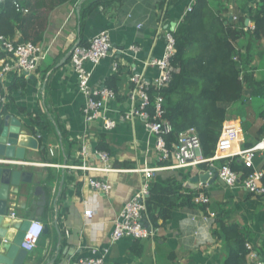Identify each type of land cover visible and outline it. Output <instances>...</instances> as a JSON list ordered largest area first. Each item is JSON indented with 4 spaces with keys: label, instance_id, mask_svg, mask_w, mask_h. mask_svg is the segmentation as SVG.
I'll return each mask as SVG.
<instances>
[{
    "label": "crops",
    "instance_id": "crops-1",
    "mask_svg": "<svg viewBox=\"0 0 264 264\" xmlns=\"http://www.w3.org/2000/svg\"><path fill=\"white\" fill-rule=\"evenodd\" d=\"M38 1L23 0L24 4L31 3L32 6ZM93 1L77 0L74 3L71 0L53 10L49 6L35 9L34 17L23 25L14 39L20 42L25 37L33 40L42 35L39 44L45 46L46 55L34 74L10 73L5 79L7 103L0 117V129L9 115L22 123L23 131L40 135L39 150L27 151L26 164H22L34 182L19 188L11 186L9 214H14V219L39 221L44 226L37 247L31 252L24 250L26 253H21L20 248L13 263L73 264L81 259L98 257L93 249H109L107 264H225L230 244L224 236L214 233L219 224H215V220L222 219L228 225L248 232L246 245H250L255 253L252 257L249 250L248 264H264V196H252L242 187L229 188L219 178L212 186L200 184L198 188H188L192 178L208 170L209 167L204 169L201 165L182 171H158L150 179V190L158 188L153 184L159 175L178 178L181 172L189 173L190 177L182 182L183 192L188 195V191H204L210 199L206 210L200 206H178L168 221L158 217L150 224L152 236L138 240L126 237L111 243L116 217L146 181L141 170L159 169L164 165L156 149L157 138L149 133L144 121L140 117L121 118L134 106L128 96L130 78L133 73L144 74L148 81L158 77V69L147 67L146 63L162 58L166 49L165 34L177 30L193 0H104L82 20L83 9ZM208 1L216 14L227 18L239 29L250 22L254 25L251 17L262 2ZM30 13H24V16ZM101 32L109 33L115 49L125 51L103 60L91 80L92 86L103 87L111 76L117 73L120 76L117 100L110 102L108 107L109 118L118 122L111 131H106L101 121L89 124L85 121V99L79 91L70 61L76 45L88 43ZM248 38L243 37L238 43L244 52ZM133 46L139 49L138 53L129 50ZM258 48L264 49V42L252 52V67L262 63ZM3 57L0 49V58ZM115 62L119 64L117 73L113 72ZM259 71L255 72L257 77H260ZM249 98L251 105L252 98ZM259 106L255 124L247 120L250 125H245V117L226 121L230 129H242L233 146L235 150H246L247 144L257 142L256 133L263 125L259 113L264 104ZM100 146L106 147V151H101ZM83 147L86 156L82 154ZM97 151L109 155L108 163L101 160ZM259 157L263 160L262 165L264 155ZM214 164L218 168L220 162ZM83 166L89 170L81 169ZM105 167L112 171H103ZM90 179L107 180L111 185L110 192L105 194L93 189L88 183ZM38 186L47 198L45 207L38 205L42 197L30 193ZM90 210L93 216L87 218L86 212ZM212 213L215 218L211 217ZM45 227H48L47 232Z\"/></svg>",
    "mask_w": 264,
    "mask_h": 264
},
{
    "label": "trees",
    "instance_id": "trees-1",
    "mask_svg": "<svg viewBox=\"0 0 264 264\" xmlns=\"http://www.w3.org/2000/svg\"><path fill=\"white\" fill-rule=\"evenodd\" d=\"M76 1L73 0L74 3ZM102 1L104 2L95 0L84 8L82 20L103 3ZM69 2L71 0H39L36 6H32L31 3L24 4L23 0H1L0 37L14 41L17 32L36 14L35 9L49 6L53 10ZM17 5L31 12L30 15L25 17L22 10L18 11ZM253 13L251 20L255 29L244 32L230 24L227 18L216 14L210 8L208 0H195L192 11L186 14L174 32L176 53L173 65L179 71L173 74L172 81L167 87L160 91L154 88L149 90L150 112H153V102L158 92L164 98L165 119L173 128L172 133L166 137L169 147L177 143L180 134L194 129L201 140L202 157L211 159L215 156L227 120L245 117L244 124L250 125L243 101L244 93L249 91L251 98L264 99V78L257 77L255 73L260 67L251 66L255 48L264 42V0ZM248 36V46L244 52L238 47V43L240 39ZM41 38L42 35L35 36L33 40L25 37L23 41L17 43L39 44ZM258 55L260 58L261 54ZM236 57L238 61L235 60ZM242 73L243 80L240 79ZM119 84L120 76L117 73L107 80L105 86L118 92ZM259 118L263 120V125L256 133L257 142L254 145L247 144L248 149L264 138V109L260 111ZM100 150L106 151V147L100 146ZM261 160L257 156L256 167L264 168V162L260 165L263 161ZM223 163L224 161H220V165ZM201 166L204 169L209 167L207 163ZM232 168L245 173L251 171L238 160L232 163ZM178 175L179 179L176 176L163 178L159 175L153 184V187L158 185V188L155 191L151 189L147 199V215L151 223H155L158 217L168 221L178 206H200L206 210V205L194 203V198L200 194V190L188 191V195L183 192L182 182L188 179L190 174L181 172ZM218 220H215V224L219 222L217 224L219 231L216 230L214 233L224 236L231 247L225 264H248L247 257L250 254L246 247L248 232L235 225H228L222 219Z\"/></svg>",
    "mask_w": 264,
    "mask_h": 264
},
{
    "label": "built area",
    "instance_id": "built-area-1",
    "mask_svg": "<svg viewBox=\"0 0 264 264\" xmlns=\"http://www.w3.org/2000/svg\"><path fill=\"white\" fill-rule=\"evenodd\" d=\"M193 3L188 7L187 13L193 9ZM17 9L23 13H28V10L21 9L17 5ZM236 20V19H235ZM244 32L254 31L255 25L250 24L241 28ZM166 49L162 58L151 60L146 63L147 67H156L159 71L158 77L153 81L145 79L142 73H133L130 78L131 88L128 96L132 100L133 109L125 114L122 119L131 120L135 117H140L150 134L157 138L156 149L160 154V160L164 164L159 169H143L141 172L145 175V183L142 185L139 192L133 199L127 203L120 214L114 221V230L111 235V243L115 244L123 238L130 237L133 239H143L153 235L150 230L151 222L147 216V199L150 195V179L155 176V173L162 170H184L191 167H196L201 164L209 163V167H215L216 162L224 161L217 169L218 178L229 188H244L249 194L255 197L264 196V168H256L255 159L260 154L264 153V138L261 139L254 147L246 150L233 148L238 141L242 129L234 127L230 129L227 122L224 123L215 156L211 159H204L201 151V140L194 129L188 130L179 135L177 143L171 147L167 145L166 137L172 133L171 124L165 119L164 98L160 92L155 97L153 102V112L149 111L150 97L149 90L151 88L158 91L167 87L174 73L179 70L173 65L174 56L176 53L174 32L165 34ZM0 49L4 54L0 58V117L2 115L3 106L7 103V87L5 79L10 73L29 76L34 74L45 60L46 50L43 44H34L32 42L17 43L15 41L0 37ZM130 51H139L136 47H131ZM117 53H125L115 49L111 42L108 32H101L92 38L86 44H78L72 51L70 61L73 70L78 80L80 93L85 99L83 114L85 121L89 124L95 121H101L103 128L106 131L115 129L118 122L109 118V104L116 101L118 93L114 90L103 87H94L91 85L94 70L101 62L110 56H115ZM238 61V57L236 59ZM92 68H88L87 65ZM119 71V64H113V72ZM244 73L240 79L243 80ZM83 155L86 156V148H82ZM96 154L104 163H108L109 155L105 152L97 151ZM236 160L240 161L244 167L251 170L248 173L236 171L232 168V163ZM2 165H20L21 162L16 160L0 161ZM83 170H89L86 166L80 167ZM103 171H112L110 167H105ZM90 187L105 194L111 190V185L107 180L90 179L88 181ZM194 203L197 205H207L210 199L206 193L201 192L194 198ZM14 217L15 215L12 214ZM93 212L87 211L86 217L92 218ZM212 213L211 217L215 218ZM44 232V226L39 221L32 222L29 230L25 234L24 242L20 248L27 252L33 251ZM251 251L250 256L254 257L253 249L250 245H246ZM94 254H99L98 257L81 259L73 264H107L106 257L109 249H93Z\"/></svg>",
    "mask_w": 264,
    "mask_h": 264
},
{
    "label": "water",
    "instance_id": "water-1",
    "mask_svg": "<svg viewBox=\"0 0 264 264\" xmlns=\"http://www.w3.org/2000/svg\"><path fill=\"white\" fill-rule=\"evenodd\" d=\"M173 26H171V31H173ZM39 138L38 133L32 135L23 131L22 123L17 118L9 115L5 117L4 126L0 129V161L16 160L21 164H0V264H17V262L13 263L15 254L20 251L25 234L34 222L33 219L25 221L14 219L9 214L8 203L12 194L11 186L19 188L22 184L31 185L34 182L33 178L26 174V167L22 164H26L27 151L39 150ZM217 179V169L209 167L208 170L198 173L192 178L187 187L198 188L200 184L212 186ZM30 193L42 197L38 202L40 207L46 206L47 198L40 186ZM47 230L48 227H45V232ZM21 253L26 252L22 250Z\"/></svg>",
    "mask_w": 264,
    "mask_h": 264
},
{
    "label": "rangeland",
    "instance_id": "rangeland-1",
    "mask_svg": "<svg viewBox=\"0 0 264 264\" xmlns=\"http://www.w3.org/2000/svg\"><path fill=\"white\" fill-rule=\"evenodd\" d=\"M258 53H260V60H261V64L259 65L260 67V77L261 78H264V54L263 53V49H260L258 51ZM258 67V66H257ZM250 93L248 91H246L244 93V98H243V101L246 105V110L248 112V120L251 121L253 124H255V122L257 121L258 119V112L257 110L259 111L261 109V107L259 106V104H264V99H261V98H252V102H251V105H250ZM250 105V106H249ZM264 155V153H262ZM261 154V155H262Z\"/></svg>",
    "mask_w": 264,
    "mask_h": 264
}]
</instances>
